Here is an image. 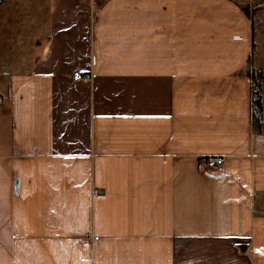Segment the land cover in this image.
I'll return each instance as SVG.
<instances>
[{"label":"crops","instance_id":"1","mask_svg":"<svg viewBox=\"0 0 264 264\" xmlns=\"http://www.w3.org/2000/svg\"><path fill=\"white\" fill-rule=\"evenodd\" d=\"M93 3L0 32V264H264V17Z\"/></svg>","mask_w":264,"mask_h":264},{"label":"rangeland","instance_id":"2","mask_svg":"<svg viewBox=\"0 0 264 264\" xmlns=\"http://www.w3.org/2000/svg\"><path fill=\"white\" fill-rule=\"evenodd\" d=\"M44 1L45 0H0V28H1L0 32L3 33V37L7 34L9 35V33H11L12 35L13 32L10 24L13 25L17 20L19 22L20 19L22 18L25 19V21L20 29L21 32L20 35L21 34L27 35L31 30H34V28L32 29V24L34 23V19L36 18L37 15V12L35 10V4L41 3L43 7ZM91 1L94 2L92 4V7H94V9L95 8L97 9L98 0H91ZM235 1L238 3H242L245 6L248 5L249 8H247L245 12L248 13L250 16L253 15L252 18L253 20H256V22L258 20V15H256L255 12L258 13L260 17H264V9L253 11V7L255 6V4L257 5L258 3H260L261 5H264V0H235ZM38 13L40 17L45 16V11L43 10H40V12ZM257 28L258 27L256 26V30L254 33L255 35L252 40V49H254L251 54L252 59L250 60L251 62H249L247 66L249 68V72H251L250 76L252 77L253 75V81L256 80L255 82H257V80H259V82H263L264 78L260 77V75H257L258 68L252 65L254 62L255 64L257 62L258 63L260 62L259 65L262 66L263 74H264V32L258 30ZM15 37L17 36H14V38ZM257 87L258 86L256 84V90H258ZM257 99L258 98H256V100ZM255 105L258 104L255 103Z\"/></svg>","mask_w":264,"mask_h":264},{"label":"built area","instance_id":"3","mask_svg":"<svg viewBox=\"0 0 264 264\" xmlns=\"http://www.w3.org/2000/svg\"><path fill=\"white\" fill-rule=\"evenodd\" d=\"M73 80L78 83H84L88 82L90 80V77L85 76L81 73H77L73 76ZM203 162L208 169L220 173L224 169L226 158L220 155L209 156L207 158H204ZM95 239H98V237H95Z\"/></svg>","mask_w":264,"mask_h":264},{"label":"trees","instance_id":"4","mask_svg":"<svg viewBox=\"0 0 264 264\" xmlns=\"http://www.w3.org/2000/svg\"><path fill=\"white\" fill-rule=\"evenodd\" d=\"M255 95H256V93H255ZM255 102H256L258 105H260V100H259V99H257Z\"/></svg>","mask_w":264,"mask_h":264}]
</instances>
